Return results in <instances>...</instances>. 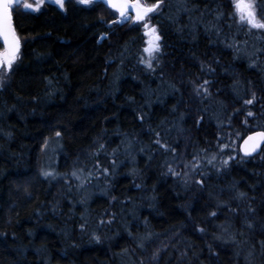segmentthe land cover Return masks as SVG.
Segmentation results:
<instances>
[{"label": "trees", "instance_id": "1", "mask_svg": "<svg viewBox=\"0 0 264 264\" xmlns=\"http://www.w3.org/2000/svg\"><path fill=\"white\" fill-rule=\"evenodd\" d=\"M11 15L20 50L0 73V264H264V146L238 151L264 130V30L231 0H161L153 71L143 22L117 23L103 1ZM204 79L211 95L196 96Z\"/></svg>", "mask_w": 264, "mask_h": 264}, {"label": "snow or ice", "instance_id": "2", "mask_svg": "<svg viewBox=\"0 0 264 264\" xmlns=\"http://www.w3.org/2000/svg\"><path fill=\"white\" fill-rule=\"evenodd\" d=\"M47 2L57 5L61 10L65 8V0H47ZM78 4L88 5L94 3V0H76ZM46 3V0H35V3H29L28 0H0V42H2V47H0V73L3 75H7L12 69L13 65L18 59L20 40L18 35L16 34L15 28L12 24V15L11 10L13 7H22L25 10L31 9L32 11H40L41 7ZM104 3L114 9L119 13L121 18L120 22H124L126 20L132 19L135 22H143L144 27V36L147 39L144 43L147 45L143 48V52L148 54V59L144 60L141 58V63H144L145 66L150 70H155L153 68L152 60L155 59L154 53H158L160 51L161 45L159 43L161 37L157 32L155 26H151L149 21L152 19L151 14L155 13L159 7L161 0H156L155 3L147 4L144 0H104ZM234 15L239 18L241 23H246L251 29L264 30V18H259L255 8L253 0H231ZM131 9L135 15L129 16L128 12ZM103 38V37H102ZM203 69V65L201 66ZM209 71H213V69L209 68ZM3 79V76H0V80ZM210 81L204 79L202 83L192 82V91L196 96L207 97L211 95L209 92ZM257 101V96L255 92L251 93V98L244 99V105H253L254 102ZM247 116H253V112L248 111ZM247 123V121H245ZM61 135L60 132H56V136L59 137ZM159 136V133H157ZM157 144H160L159 140L155 141ZM264 143V131H259L249 136L245 141L242 147V151L245 155H251L256 152V150L260 147V145ZM162 147H166L165 145H161ZM223 147H227V145H223ZM104 145H100V149H103ZM212 159H215L213 157ZM113 163H115L113 161ZM211 163V160H209ZM224 165H227L228 161H222ZM98 170H102L103 173H107V168H102V166L97 162L95 166ZM187 167V165H186ZM197 167V165H193V168ZM172 171V169H169ZM45 176L52 175V173L44 172ZM72 175L77 179L81 177L77 175L76 172H73ZM201 181H198L200 183ZM241 196L244 194L241 193ZM214 216L215 213H212ZM111 221H109L110 223ZM203 231V229H201ZM98 239V238H97Z\"/></svg>", "mask_w": 264, "mask_h": 264}, {"label": "rangeland", "instance_id": "3", "mask_svg": "<svg viewBox=\"0 0 264 264\" xmlns=\"http://www.w3.org/2000/svg\"><path fill=\"white\" fill-rule=\"evenodd\" d=\"M94 1H101V0H94ZM28 2L34 4V3H35V0H28ZM253 3H254V0H253ZM254 8H255V3H254ZM115 12H116V11H115ZM128 15H129V16H134L135 14H133V13H131V12H128ZM120 20H121V18H120V16H119V13L116 12V19H115V21H116L117 23H121ZM126 21H127V20H126ZM129 21H130L131 23H137V22H135V21L132 20V19H129ZM139 23H142V22H139ZM57 147H59L58 144L55 145V146H53V147H51L50 149H48L47 154H46V157H45L46 167H43V169H45L44 172H49V173H53V172H54L55 168H54V166H53V168H52V165H54L55 162H56V153L54 154V152L56 151V148H57Z\"/></svg>", "mask_w": 264, "mask_h": 264}, {"label": "water", "instance_id": "4", "mask_svg": "<svg viewBox=\"0 0 264 264\" xmlns=\"http://www.w3.org/2000/svg\"><path fill=\"white\" fill-rule=\"evenodd\" d=\"M102 1L104 2V0H102ZM129 12H132L133 14H135L131 9H129ZM12 24H13V22H12ZM0 43H1V45H2V42H0ZM19 50H20V46H19ZM259 131H264V130H263V129H256V130H253V131L247 133V134H246V135L240 140V142H239V144H238V151H239V153H240L243 157H252V156H254V155H256V154H259V153L261 152V150H262V148H263V146H264V143H262V144L260 145V147L256 150V152L252 153L251 155H245L244 152L242 151V147H243V145H244V141H245L249 136H251V135H253L254 133L259 132Z\"/></svg>", "mask_w": 264, "mask_h": 264}]
</instances>
